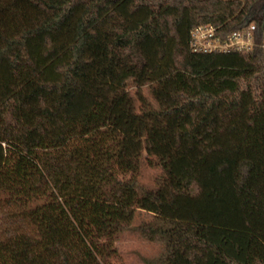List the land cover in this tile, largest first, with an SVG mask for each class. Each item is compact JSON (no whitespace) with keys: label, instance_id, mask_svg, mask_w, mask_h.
<instances>
[{"label":"trees","instance_id":"obj_1","mask_svg":"<svg viewBox=\"0 0 264 264\" xmlns=\"http://www.w3.org/2000/svg\"><path fill=\"white\" fill-rule=\"evenodd\" d=\"M263 1L0 0V264H114L139 212L165 264H264Z\"/></svg>","mask_w":264,"mask_h":264},{"label":"rangeland","instance_id":"obj_2","mask_svg":"<svg viewBox=\"0 0 264 264\" xmlns=\"http://www.w3.org/2000/svg\"><path fill=\"white\" fill-rule=\"evenodd\" d=\"M128 93L134 97L137 93L146 103L154 106L148 88H135L129 86ZM135 101V107H139L138 101ZM162 177V171L158 166L150 165L145 152L141 155V165L137 177V183L144 190H152L156 187ZM152 221V216L139 212L135 215L130 228L123 232L114 243L117 252V259L114 264H165L164 250L162 245L146 241L140 235L138 229Z\"/></svg>","mask_w":264,"mask_h":264},{"label":"built area","instance_id":"obj_3","mask_svg":"<svg viewBox=\"0 0 264 264\" xmlns=\"http://www.w3.org/2000/svg\"><path fill=\"white\" fill-rule=\"evenodd\" d=\"M256 26L249 24L239 31L225 33L221 26L199 25L190 32V50L201 54L247 53L254 47ZM264 52V36L262 38Z\"/></svg>","mask_w":264,"mask_h":264},{"label":"flooded vegetation","instance_id":"obj_4","mask_svg":"<svg viewBox=\"0 0 264 264\" xmlns=\"http://www.w3.org/2000/svg\"><path fill=\"white\" fill-rule=\"evenodd\" d=\"M262 19L264 18V1L260 5V11H259Z\"/></svg>","mask_w":264,"mask_h":264},{"label":"water","instance_id":"obj_5","mask_svg":"<svg viewBox=\"0 0 264 264\" xmlns=\"http://www.w3.org/2000/svg\"><path fill=\"white\" fill-rule=\"evenodd\" d=\"M263 25H264V18H263Z\"/></svg>","mask_w":264,"mask_h":264}]
</instances>
